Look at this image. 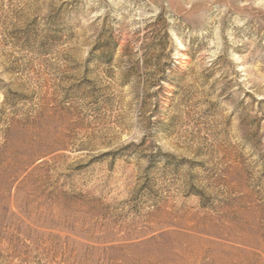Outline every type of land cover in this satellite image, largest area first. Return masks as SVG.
I'll use <instances>...</instances> for the list:
<instances>
[{
  "label": "rangeland",
  "instance_id": "obj_1",
  "mask_svg": "<svg viewBox=\"0 0 264 264\" xmlns=\"http://www.w3.org/2000/svg\"><path fill=\"white\" fill-rule=\"evenodd\" d=\"M0 264H264V0H0Z\"/></svg>",
  "mask_w": 264,
  "mask_h": 264
}]
</instances>
